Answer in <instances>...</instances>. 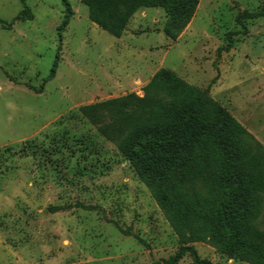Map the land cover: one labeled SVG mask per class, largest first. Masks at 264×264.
<instances>
[{
	"label": "rangeland",
	"instance_id": "374dc122",
	"mask_svg": "<svg viewBox=\"0 0 264 264\" xmlns=\"http://www.w3.org/2000/svg\"><path fill=\"white\" fill-rule=\"evenodd\" d=\"M23 1L32 20L11 24L22 4L0 0V264H163L181 247L250 264L180 237L99 132L108 113L80 109L142 98L166 70L241 125L263 166L264 0H199L183 25L140 9L119 38L93 25L81 0ZM64 3L72 15L61 27Z\"/></svg>",
	"mask_w": 264,
	"mask_h": 264
},
{
	"label": "trees",
	"instance_id": "16d2710c",
	"mask_svg": "<svg viewBox=\"0 0 264 264\" xmlns=\"http://www.w3.org/2000/svg\"><path fill=\"white\" fill-rule=\"evenodd\" d=\"M12 20L33 16L23 0ZM199 0H81L88 20L119 38L140 9H162L170 22L190 21ZM65 27L72 12L64 3ZM245 19L257 15L243 13ZM4 27L5 23L0 20ZM53 70V69H52ZM53 78V71L49 79ZM108 113L111 122L99 132L113 142L149 190L170 227L182 238L209 243L231 257L264 264V164L245 142L246 131L206 95L166 70L158 71L134 94L80 109ZM194 248L181 247L163 264H178Z\"/></svg>",
	"mask_w": 264,
	"mask_h": 264
}]
</instances>
